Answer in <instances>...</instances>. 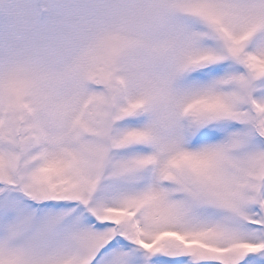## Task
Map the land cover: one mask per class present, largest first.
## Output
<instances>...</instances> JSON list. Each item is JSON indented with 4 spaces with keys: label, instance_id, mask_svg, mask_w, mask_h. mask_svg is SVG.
Wrapping results in <instances>:
<instances>
[{
    "label": "snow or ice",
    "instance_id": "1",
    "mask_svg": "<svg viewBox=\"0 0 264 264\" xmlns=\"http://www.w3.org/2000/svg\"><path fill=\"white\" fill-rule=\"evenodd\" d=\"M0 264H264V0H0Z\"/></svg>",
    "mask_w": 264,
    "mask_h": 264
}]
</instances>
